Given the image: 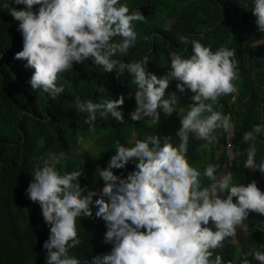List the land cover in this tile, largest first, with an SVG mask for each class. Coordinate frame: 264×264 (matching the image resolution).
I'll return each mask as SVG.
<instances>
[{
  "label": "clouds",
  "instance_id": "obj_1",
  "mask_svg": "<svg viewBox=\"0 0 264 264\" xmlns=\"http://www.w3.org/2000/svg\"><path fill=\"white\" fill-rule=\"evenodd\" d=\"M6 0L5 7L19 21L23 48L16 58H25L35 69L30 83L52 97L64 92L57 80L62 72L76 63L91 58L105 72H131L136 85V107L133 120L151 117L158 122L161 112L171 115L178 110L180 93H193L192 103L181 114L177 131L178 144L169 136L147 135L131 146L116 142L117 151L107 167L100 168L105 184L102 189L81 185L83 168L61 171L57 165L63 154H40L26 189L28 197L39 202L45 221L50 226L46 264H225L223 256L213 250L224 247L234 237L252 211L264 215V190L256 179L249 183H233L229 173L217 179L218 164L210 163L203 172L190 162V139L203 138L209 146L217 140L216 129L233 127L231 113L214 107L222 95L236 91L238 78L236 49L221 46L213 49L188 35L180 39L191 44L193 54L184 56L172 52L167 73L149 71L148 55L142 60L126 61L116 56L127 54L138 34L133 21L144 20L142 11L132 10L121 0ZM36 6H39L38 8ZM256 24L264 33V0H254L252 8ZM119 37V39H116ZM177 81V91L167 92L171 81ZM103 90V89H101ZM167 92V94H166ZM235 96H233V99ZM211 101V102H209ZM125 96L118 99L75 97L76 109L87 113L86 119L95 127L98 117L109 114L124 121ZM222 105L220 108L222 109ZM264 123H258L243 133L244 141L252 143L246 151L244 167L264 173V158L257 159L258 134ZM83 141V137H79ZM228 139L230 159L243 153L233 152ZM135 163L127 175L114 169ZM201 176L211 183L202 186ZM95 198L94 197H97ZM236 198V199H234ZM106 223L104 240L113 247L109 252L88 258L70 255L69 250L81 243L78 221L93 215ZM235 243V240H229ZM244 253L238 264H252ZM255 261L264 264V251L257 249ZM227 264H236L228 260Z\"/></svg>",
  "mask_w": 264,
  "mask_h": 264
},
{
  "label": "trees",
  "instance_id": "obj_2",
  "mask_svg": "<svg viewBox=\"0 0 264 264\" xmlns=\"http://www.w3.org/2000/svg\"><path fill=\"white\" fill-rule=\"evenodd\" d=\"M121 2H126L130 11H142L145 19L133 21L137 42L127 54L117 53L116 56L130 62L148 55V69L158 75L168 72L172 52L184 56L193 54L191 44H185L181 36L198 39L213 49L221 46L236 49L239 61L236 91L214 102L218 110L231 113L233 127L216 129L217 140L209 146H205L207 142L203 138L193 136L188 156L201 172L208 164L215 163L219 165L217 179L220 172L227 169L233 183L256 179L264 190V173L244 167L246 151L252 142L244 141L243 133L255 124L264 123V33L256 24L252 10L254 0ZM5 3L6 0H0V264H46L47 249L43 245L49 238L50 226L39 202L32 201L26 194L38 162L35 157L62 153L57 165L61 171L83 168L81 185L102 189L105 181L99 174L100 168L107 167L117 151V141L131 146L137 139L159 134L171 137L178 144L180 138L176 134L181 126L179 111L182 110L179 105L171 115L161 112L158 122L151 117L133 120L130 114L136 107V85L132 73L126 71L118 76L115 71L105 72L91 58L59 75L57 83L63 84L65 90L56 97L42 88H33L30 78L35 69L27 66L25 58L15 56L23 48V37L18 30L19 21ZM12 4L26 7L15 5L14 0ZM171 91L179 92L176 80L169 84L167 92ZM121 94L125 96V103L120 105L124 109V121H117L109 114L107 118L98 117L93 128L87 122V113L76 109L77 95L98 101L118 99ZM192 94L191 90L187 94L180 93L186 110L192 103ZM81 136L83 141L79 139ZM230 138L233 152L243 153L235 159H230L227 151ZM255 143L257 159L264 158V132L258 134ZM135 167V163L129 162L126 168L114 171L127 175ZM201 180L202 186L211 183L206 176H201ZM96 207L93 205L91 217L79 219L81 243L69 250L70 255L90 260L113 247L104 240L106 223L95 216ZM232 239L235 243L229 242ZM257 249L264 251V215L252 211L244 223L237 226L235 236L213 252L221 254L225 264L228 260L238 264L244 253L252 264H259L253 257Z\"/></svg>",
  "mask_w": 264,
  "mask_h": 264
},
{
  "label": "rangeland",
  "instance_id": "obj_3",
  "mask_svg": "<svg viewBox=\"0 0 264 264\" xmlns=\"http://www.w3.org/2000/svg\"><path fill=\"white\" fill-rule=\"evenodd\" d=\"M185 104H186V102L183 103L184 106H185ZM183 105H182V100L180 99V108H181L182 111H186V109L183 107ZM227 174H229V171L227 169L226 170H223L222 172H220L219 178H221L222 176L227 175ZM110 250H111V248L109 249V251Z\"/></svg>",
  "mask_w": 264,
  "mask_h": 264
}]
</instances>
